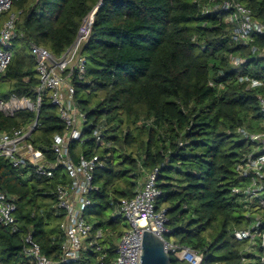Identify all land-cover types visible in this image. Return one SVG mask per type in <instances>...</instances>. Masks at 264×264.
<instances>
[{"label": "trees", "instance_id": "1", "mask_svg": "<svg viewBox=\"0 0 264 264\" xmlns=\"http://www.w3.org/2000/svg\"><path fill=\"white\" fill-rule=\"evenodd\" d=\"M264 21V0H237ZM213 0H17L20 11L12 40L11 59L0 74L10 94L35 98L38 77L29 45L61 54L74 40L83 18L95 7L88 39L80 52L85 71L72 79L74 102L85 115L80 141L69 143L73 161L98 154L103 164L93 173L96 190L84 212L92 224L80 259L104 263L116 252L126 222L119 203L132 197L139 180L157 168V209L166 210L167 238L200 252L206 263L262 264V237L254 252L234 231L248 228L262 208L241 194L247 179L238 175L240 159L254 149L238 128L264 131V113L257 96L264 95V36L248 43L236 40L225 23L226 11L213 9ZM207 7L209 9L207 10ZM254 49V50H253ZM239 61L235 63V61ZM247 78L248 80H245ZM261 82L250 86V80ZM31 111L12 117L0 112V131L26 125ZM99 128L100 140L94 130ZM64 124L44 95L38 126L29 136L48 161L54 159L52 136ZM57 167L51 178L39 177L31 166L16 168L0 157V190L16 202L18 232L0 225L2 264H32L25 254L28 232L41 253L61 261L64 235L62 213L55 207L54 190L66 183ZM90 209V210H89ZM264 231V222L261 223ZM105 235L101 250L89 246L97 229ZM171 264L180 262L170 256Z\"/></svg>", "mask_w": 264, "mask_h": 264}, {"label": "built area", "instance_id": "2", "mask_svg": "<svg viewBox=\"0 0 264 264\" xmlns=\"http://www.w3.org/2000/svg\"><path fill=\"white\" fill-rule=\"evenodd\" d=\"M14 1L17 0H0V74L12 56V40L15 37L16 21L20 14V11L12 9ZM213 1H216L211 6L213 9L219 7L227 12L224 21L236 40L248 43L254 35L264 36V21L255 18L243 3L237 0ZM96 9L97 6L83 18L73 42L61 54L55 55L39 45H29L38 77L34 99L13 93L8 97H2L0 94V112L5 116L12 117L20 111H31L35 115L26 125L0 131V157L6 158L16 168L31 166L39 177H53L57 167L62 168L66 174V183L58 184L54 190L55 207L63 215L59 229L64 235L61 261L65 264H72L80 259L83 243L91 235L92 224L86 220L84 212L91 203L89 194L96 190L93 173L103 164L98 154L89 157L79 155L75 162L69 153V143L73 140H81L85 124V115L79 111L74 102L72 79L80 78L85 71L86 57L80 50L90 35ZM258 53L264 57V50ZM237 62L239 61L236 60L235 63ZM260 84L261 82L254 79L249 83L252 87ZM44 95L56 107L57 114L64 124L63 132L52 136L51 149L54 154L52 161H48L43 151L34 147L29 140V136L38 126V112ZM257 100L261 112L264 113V95L259 94ZM237 132L242 138L252 142L254 149L246 153L236 166L238 175L246 178L247 184L243 187H234L232 192L241 194L247 203L256 199V203L262 208V213L254 217L248 228L235 230L234 237L237 240L247 241L246 249L254 252L256 237L263 235L260 226L264 222V195H260V192H264V131L253 133L238 128ZM93 133L96 140H100L99 128ZM157 170L153 168L149 171L135 194L119 203L118 211L126 222V228L118 238L115 256L104 263L105 254H101L92 264H140L144 229L152 231L163 239L165 251L175 257L179 264H227L222 261L206 263L200 252L167 238L170 229L166 226V210L157 209L155 206L156 198L160 194L156 186ZM0 225L9 228L11 232L19 231L15 198L2 190H0ZM104 235L103 229H97L89 246L96 251L101 250L99 241ZM23 240L25 254L32 264H56L41 253L39 244L30 232L24 235ZM81 264L91 263L83 261ZM235 264H244V259L242 258L241 263Z\"/></svg>", "mask_w": 264, "mask_h": 264}, {"label": "water", "instance_id": "3", "mask_svg": "<svg viewBox=\"0 0 264 264\" xmlns=\"http://www.w3.org/2000/svg\"><path fill=\"white\" fill-rule=\"evenodd\" d=\"M261 247L263 250L262 264H264V231ZM141 248L140 264H171L170 255L164 249L163 239L148 229L143 230Z\"/></svg>", "mask_w": 264, "mask_h": 264}, {"label": "rangeland", "instance_id": "4", "mask_svg": "<svg viewBox=\"0 0 264 264\" xmlns=\"http://www.w3.org/2000/svg\"><path fill=\"white\" fill-rule=\"evenodd\" d=\"M5 90L4 86L2 85V83H0V91ZM144 178H141V180H139V184L141 185V183L143 182ZM260 195H264V192H260ZM90 210V209H89ZM86 247V244L83 243V248ZM255 249V248H254Z\"/></svg>", "mask_w": 264, "mask_h": 264}]
</instances>
